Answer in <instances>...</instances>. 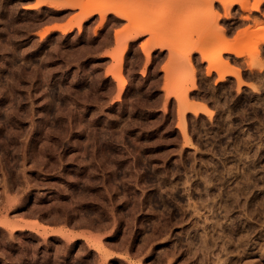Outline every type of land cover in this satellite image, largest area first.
Masks as SVG:
<instances>
[{"label": "rangeland", "instance_id": "1", "mask_svg": "<svg viewBox=\"0 0 264 264\" xmlns=\"http://www.w3.org/2000/svg\"><path fill=\"white\" fill-rule=\"evenodd\" d=\"M215 2L0 0V264H264V0Z\"/></svg>", "mask_w": 264, "mask_h": 264}, {"label": "bare ground", "instance_id": "2", "mask_svg": "<svg viewBox=\"0 0 264 264\" xmlns=\"http://www.w3.org/2000/svg\"><path fill=\"white\" fill-rule=\"evenodd\" d=\"M222 3H223V5H224V7L226 8V10L228 11L229 10V8H230V5H231V3H228V2H226V0H220ZM233 1H235V0H233ZM193 2H194V7H195V9L197 10L198 9V7H199V5H202V3H204L205 4V2H208L209 4H208V6H207V8L205 9V15H208V16H211L212 17V15H214L213 13H215V9H216V2H215V0H193ZM203 4V5H204ZM202 5V6H203ZM249 5V4H248ZM244 6V5H243ZM255 6V5H254ZM249 8V7H248ZM256 8V7H255ZM195 10V12H199L198 10H200V9H198L197 11ZM201 11V10H200ZM202 12V11H201ZM201 12H199V13H201ZM218 16H217V18L219 17V14H217ZM215 16V15H214ZM141 34V33H140ZM139 34L137 33L134 37H137ZM208 58V57H207Z\"/></svg>", "mask_w": 264, "mask_h": 264}]
</instances>
